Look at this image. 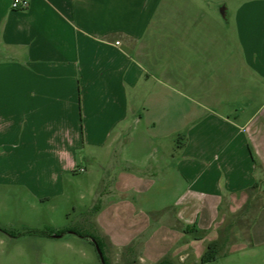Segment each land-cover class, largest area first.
I'll use <instances>...</instances> for the list:
<instances>
[{
	"label": "crops",
	"instance_id": "obj_1",
	"mask_svg": "<svg viewBox=\"0 0 264 264\" xmlns=\"http://www.w3.org/2000/svg\"><path fill=\"white\" fill-rule=\"evenodd\" d=\"M11 1L0 0V181L58 183L82 147L94 165L119 143L121 197L96 225L102 212L135 226L166 212L179 233L208 232L258 183L246 245L264 247V0H224L222 25L207 0Z\"/></svg>",
	"mask_w": 264,
	"mask_h": 264
},
{
	"label": "rangeland",
	"instance_id": "obj_2",
	"mask_svg": "<svg viewBox=\"0 0 264 264\" xmlns=\"http://www.w3.org/2000/svg\"><path fill=\"white\" fill-rule=\"evenodd\" d=\"M201 7L218 13L222 25L224 0H207ZM133 136L127 140V152L137 157L131 144L137 135ZM120 147L119 143L113 147L110 159L104 160L101 154L102 161L92 162L94 165L88 160L91 148L82 147L79 166L58 183L43 178L28 180L26 176L0 181V264H103L93 237L100 240L109 264H157L161 260L169 264H264V247L251 249L246 245L249 224L263 203L260 192L252 195L250 203L228 213L220 227L212 226L208 232L179 233L171 227L166 212L146 214L141 226L119 221L118 217L110 219L115 216L102 212L101 224L96 225L95 213H90L93 205L104 209L109 199L118 201L121 197L113 185L124 164ZM8 167L0 162V171ZM127 195V199H135L133 193ZM57 230L64 232L55 236ZM74 230L88 236H79ZM226 234L225 245L215 258L202 262L209 240Z\"/></svg>",
	"mask_w": 264,
	"mask_h": 264
},
{
	"label": "trees",
	"instance_id": "obj_3",
	"mask_svg": "<svg viewBox=\"0 0 264 264\" xmlns=\"http://www.w3.org/2000/svg\"><path fill=\"white\" fill-rule=\"evenodd\" d=\"M259 184L258 183H255L253 186L249 187L247 189L248 191V198H247V202L246 203H250L253 199H252V195L256 192H259ZM99 209V205L98 204H95L93 205V207L91 208V214H94L96 213V211ZM229 226H227V229H228ZM196 230L195 228L189 230L187 228H185V231H194ZM64 232L63 230H57L55 231V234H60ZM75 233H77L79 236H82V237H86L88 236L87 234H84L78 230H74ZM42 233H45V234H48V235H51V232L49 231H42ZM94 238V243H96L98 245V247L101 249L102 251V254H103V258H104V262L103 264H109L107 258L104 256V252H103V249H102V244L100 242V240L96 237H93ZM227 240V234L220 237V238H216L214 240H211L208 242L206 248H205V251L203 252L202 254V257H201V261L202 262H207V261H210L212 259L215 258V256L217 255L218 253V250L220 248H222L224 245H225V242ZM157 264H169L166 260H161L160 262H158Z\"/></svg>",
	"mask_w": 264,
	"mask_h": 264
},
{
	"label": "built area",
	"instance_id": "obj_4",
	"mask_svg": "<svg viewBox=\"0 0 264 264\" xmlns=\"http://www.w3.org/2000/svg\"><path fill=\"white\" fill-rule=\"evenodd\" d=\"M27 6V0H12L11 1V7L13 8H23ZM118 43V41H116ZM83 168H80V171H82Z\"/></svg>",
	"mask_w": 264,
	"mask_h": 264
},
{
	"label": "water",
	"instance_id": "obj_5",
	"mask_svg": "<svg viewBox=\"0 0 264 264\" xmlns=\"http://www.w3.org/2000/svg\"><path fill=\"white\" fill-rule=\"evenodd\" d=\"M221 12H222V14L224 15V11L221 10ZM60 235H61V233H60V234H55V236H60ZM96 248H97V252H98V254H99L100 258H101V261L104 262V258H103L102 251H101V249L98 247L97 244H96Z\"/></svg>",
	"mask_w": 264,
	"mask_h": 264
}]
</instances>
